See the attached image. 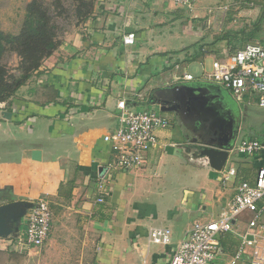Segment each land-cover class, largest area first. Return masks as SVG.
Instances as JSON below:
<instances>
[{"label": "crops", "instance_id": "crops-1", "mask_svg": "<svg viewBox=\"0 0 264 264\" xmlns=\"http://www.w3.org/2000/svg\"><path fill=\"white\" fill-rule=\"evenodd\" d=\"M193 1L190 12L172 0H96L93 16L64 32L53 55L9 102L0 104V207L45 197L53 209L50 238L56 235L54 212L71 206L96 238L97 264H168L194 223L218 220L236 187L255 183L264 168V152L255 157L233 153L222 172L211 168L200 149L211 138L198 130L199 116L188 101L208 94L218 104L219 126L233 118L240 129L250 107L217 84L175 80L208 58L233 50L230 38L211 30L220 28L223 21H212L225 17L230 5L225 0ZM12 2L23 20L30 0ZM235 5L232 10L240 11ZM17 24L20 28L21 21ZM131 33L135 43L125 45L124 37ZM202 47L207 51L203 59ZM120 100L135 111L163 113V104L179 108L163 113L171 125L156 132L157 144L139 168L112 171L109 193L100 204L97 179L114 160L104 138L120 127ZM238 134L233 149L244 139L264 141L262 134ZM34 151L41 152L40 160L33 158ZM231 167L237 175L223 182ZM252 217L249 212L240 215L235 232L219 235L215 264H252V246L234 260L242 236L253 239ZM156 228L171 231L170 245L149 241L150 230ZM254 233L258 242L264 240V228ZM8 239L17 238L0 239V245Z\"/></svg>", "mask_w": 264, "mask_h": 264}, {"label": "built area", "instance_id": "built-area-1", "mask_svg": "<svg viewBox=\"0 0 264 264\" xmlns=\"http://www.w3.org/2000/svg\"><path fill=\"white\" fill-rule=\"evenodd\" d=\"M176 6L188 11L195 10L193 0H172ZM226 9V8H225ZM227 9L223 11L226 14ZM136 36L131 33L124 37V44L131 46ZM216 56L210 72H203L198 77L191 74L176 76L177 82L201 80L223 87L230 92L236 102L251 107L255 105L264 109V46L248 43L236 50L226 49ZM120 127L104 139L111 145L114 160L98 176L97 203H104L109 191L113 170L139 168L145 154L157 144L156 132L168 128L170 119L155 110L135 111L128 107L125 100L117 104ZM264 152V141L244 139L231 151L246 157H255ZM237 175L233 167L223 173V182H228ZM246 212L253 215L249 228L250 234L242 236L243 242L234 260H240L245 248L253 247L252 264H264V240L258 242L254 230L262 227L260 221L264 215V168L260 169L254 184L241 182L236 187L234 199L220 218L213 222H196L174 248L168 264H215L219 254V235L235 232V222ZM53 227V210L50 200L41 197L34 202L25 217L22 226L23 234L16 240L8 239V247L13 249H36L43 247L49 240ZM149 241L153 244L168 246L172 233L169 229L156 228L149 232ZM141 264H146L142 262Z\"/></svg>", "mask_w": 264, "mask_h": 264}, {"label": "rangeland", "instance_id": "rangeland-1", "mask_svg": "<svg viewBox=\"0 0 264 264\" xmlns=\"http://www.w3.org/2000/svg\"><path fill=\"white\" fill-rule=\"evenodd\" d=\"M50 1L52 2V0ZM63 2L66 11L56 19L60 37L70 29L72 24H78L83 21L74 15L75 8L72 1L63 0ZM223 3L230 5V11L225 17L218 15L213 19L212 24H218L222 21L223 24H218L220 28L216 27V29L212 28L211 30L220 36L228 35L232 39L233 47L240 48V46L242 47L248 42L264 46V0H225ZM235 3L234 8L240 7V11H236L237 9L232 10ZM14 4L12 0H0V29L17 33L20 30L17 22L21 21L22 23L23 20H18L21 18H19L20 12H18L19 9ZM245 9L248 12H242ZM6 61L11 68L18 65V59L15 55L6 58ZM212 63L213 59L208 58L205 65L196 66L187 72L194 76H199L201 70L210 72ZM198 93L201 94V91H198ZM213 104L207 94L203 98L198 99L199 107L197 104L191 105L193 114L194 111L197 112L196 115L199 116L197 119H200L201 122L198 130L205 136L218 140L224 133H234L235 130L240 131V138L243 135L247 137L264 135V110L256 108L255 105L248 108L246 113H244L241 129L238 120L236 121L233 118L223 127L218 124L204 125L203 122L207 121H210V123L219 122L220 112L217 110L218 104ZM215 131L216 135H214ZM63 210L65 213H62L61 210H59L60 212H54L56 235L53 237L52 234L43 247L20 250L8 247L7 242H2L0 245V264H97V253L94 249L96 238L91 232L84 229V225L81 224L71 206H65ZM5 247L6 249L2 250Z\"/></svg>", "mask_w": 264, "mask_h": 264}, {"label": "trees", "instance_id": "trees-1", "mask_svg": "<svg viewBox=\"0 0 264 264\" xmlns=\"http://www.w3.org/2000/svg\"><path fill=\"white\" fill-rule=\"evenodd\" d=\"M70 1L78 19L84 21L93 16L95 0ZM63 3V0H30L17 33L0 29V104L9 102L40 69L44 60L57 50L60 35L56 19L66 11ZM238 48L233 47V51ZM199 52L201 59L207 55L203 47ZM13 55L17 57L18 65L11 68L6 58Z\"/></svg>", "mask_w": 264, "mask_h": 264}, {"label": "water", "instance_id": "water-1", "mask_svg": "<svg viewBox=\"0 0 264 264\" xmlns=\"http://www.w3.org/2000/svg\"><path fill=\"white\" fill-rule=\"evenodd\" d=\"M197 99H199V96L189 100L188 104H190V102L195 104ZM178 108V105L168 106V104H163L161 106V112H171L177 110ZM218 123L219 122H215L214 124ZM214 135H216V131ZM237 136L238 135H233L231 132H227L218 138V140L215 138L209 139L208 142L203 140L201 144L202 146L200 147L201 154L203 157L208 159L211 168L218 172H222L224 170L228 159L232 155L231 151L233 150ZM40 157V151L33 152V158L35 160H40ZM33 207L34 202L13 203L0 207V239H7L12 236L15 238L18 237L24 224L25 217L28 211ZM249 239L252 238L250 237Z\"/></svg>", "mask_w": 264, "mask_h": 264}, {"label": "flooded vegetation", "instance_id": "flooded-vegetation-1", "mask_svg": "<svg viewBox=\"0 0 264 264\" xmlns=\"http://www.w3.org/2000/svg\"><path fill=\"white\" fill-rule=\"evenodd\" d=\"M237 120H238V119H237ZM237 120H236V121H237ZM234 134H235V135H239L238 132H237V130L234 131L233 135H234Z\"/></svg>", "mask_w": 264, "mask_h": 264}]
</instances>
